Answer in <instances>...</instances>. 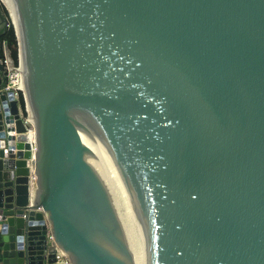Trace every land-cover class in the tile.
<instances>
[{"label": "water", "instance_id": "water-1", "mask_svg": "<svg viewBox=\"0 0 264 264\" xmlns=\"http://www.w3.org/2000/svg\"><path fill=\"white\" fill-rule=\"evenodd\" d=\"M0 5V264H264V0Z\"/></svg>", "mask_w": 264, "mask_h": 264}, {"label": "built area", "instance_id": "built-area-1", "mask_svg": "<svg viewBox=\"0 0 264 264\" xmlns=\"http://www.w3.org/2000/svg\"><path fill=\"white\" fill-rule=\"evenodd\" d=\"M9 26H10V24H9ZM2 63L7 69V76L5 78V84L1 88V90H3V91H12L14 93L15 98L18 99L19 95L20 94L22 95V90L19 89V87H18L21 77H19L18 74L15 72L16 71V67H14V64L13 65L10 64V60L7 57H3ZM11 71H13L11 73L12 75L9 76ZM24 120H25L24 122H27L26 116L24 117ZM11 134H14V133L6 132L7 136H11ZM29 135H31V133H29ZM14 136H17V135L14 134ZM49 237L51 238V236H49ZM56 259L58 261L57 262L58 264H68V261L64 258L63 252L61 250H59V249H57V251H56Z\"/></svg>", "mask_w": 264, "mask_h": 264}, {"label": "bare ground", "instance_id": "bare-ground-1", "mask_svg": "<svg viewBox=\"0 0 264 264\" xmlns=\"http://www.w3.org/2000/svg\"><path fill=\"white\" fill-rule=\"evenodd\" d=\"M12 17V20L14 24L16 25L17 31H19V24L17 21L16 17ZM16 73L18 74L20 78V83H19V89L25 91V84H24V62L23 60L21 61L20 65L18 68H16ZM30 136V142L35 147V135L31 133ZM129 245L141 256L143 262L145 264H150V252H149V246L146 244H143V238L139 239H130L129 240Z\"/></svg>", "mask_w": 264, "mask_h": 264}, {"label": "trees", "instance_id": "trees-1", "mask_svg": "<svg viewBox=\"0 0 264 264\" xmlns=\"http://www.w3.org/2000/svg\"><path fill=\"white\" fill-rule=\"evenodd\" d=\"M1 6V5H0ZM2 12L4 14V16H8L7 12L4 10V8L1 6ZM2 41H4L7 44V48L10 52V57L12 59V61L14 62V65L18 64V40L16 38L15 35V31L13 29V27L10 26L7 28V31L4 33L3 37H2ZM19 104H20V108L22 111V114L25 116V110H24V100H23V96L20 94L19 95Z\"/></svg>", "mask_w": 264, "mask_h": 264}, {"label": "rangeland", "instance_id": "rangeland-1", "mask_svg": "<svg viewBox=\"0 0 264 264\" xmlns=\"http://www.w3.org/2000/svg\"><path fill=\"white\" fill-rule=\"evenodd\" d=\"M4 10L7 12V15H8V16H7V18H9V19H10V24H11V26L13 27L12 20H11V19H12V17H11V16H9V14H8V10H7V9H4ZM18 66H19V63H18L17 65H14V67H16V68H18ZM12 72H13V71H11V72H10L9 76H11V75H12V74H11ZM15 72H16V71H15ZM6 76H7V71H6Z\"/></svg>", "mask_w": 264, "mask_h": 264}, {"label": "crops", "instance_id": "crops-1", "mask_svg": "<svg viewBox=\"0 0 264 264\" xmlns=\"http://www.w3.org/2000/svg\"><path fill=\"white\" fill-rule=\"evenodd\" d=\"M3 35L4 34H2L1 36H0V43H3L4 41H2V37H3Z\"/></svg>", "mask_w": 264, "mask_h": 264}]
</instances>
